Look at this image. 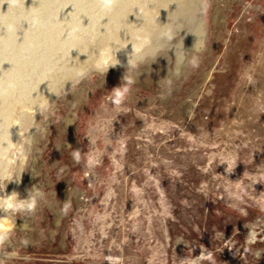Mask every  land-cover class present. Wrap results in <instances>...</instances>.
<instances>
[{
  "label": "rangeland",
  "instance_id": "374dc122",
  "mask_svg": "<svg viewBox=\"0 0 264 264\" xmlns=\"http://www.w3.org/2000/svg\"><path fill=\"white\" fill-rule=\"evenodd\" d=\"M185 3L132 54L90 45L16 144L1 184L36 202L0 264H264V0Z\"/></svg>",
  "mask_w": 264,
  "mask_h": 264
},
{
  "label": "water",
  "instance_id": "95a60500",
  "mask_svg": "<svg viewBox=\"0 0 264 264\" xmlns=\"http://www.w3.org/2000/svg\"><path fill=\"white\" fill-rule=\"evenodd\" d=\"M124 0H5L0 4V133L14 147Z\"/></svg>",
  "mask_w": 264,
  "mask_h": 264
},
{
  "label": "bare ground",
  "instance_id": "6f19581e",
  "mask_svg": "<svg viewBox=\"0 0 264 264\" xmlns=\"http://www.w3.org/2000/svg\"><path fill=\"white\" fill-rule=\"evenodd\" d=\"M35 1L31 0L28 3ZM173 2L181 6L188 3H185V0H124L91 44V53L93 51L97 64L100 65L113 52L117 53L121 50L129 55L145 46L148 36L153 30L154 22L161 18ZM201 33V26L199 25L194 33L197 38L191 41L190 47L197 48L201 44ZM121 57L123 58V56ZM85 58L84 54L63 85L84 72L87 68Z\"/></svg>",
  "mask_w": 264,
  "mask_h": 264
},
{
  "label": "clouds",
  "instance_id": "9594fccd",
  "mask_svg": "<svg viewBox=\"0 0 264 264\" xmlns=\"http://www.w3.org/2000/svg\"><path fill=\"white\" fill-rule=\"evenodd\" d=\"M3 2H5V0H0V4ZM165 35L169 39L173 38L170 33H165ZM131 62L132 61H129V63ZM13 147L14 145L12 144L10 133L8 136H4L0 133V159H4ZM6 189V185L0 184V213L4 214L3 216H0V248L5 246L11 239V227L7 218V213L20 212L25 208L31 209L36 202L32 189L28 190L27 198L24 199L20 198V193L17 191L13 190L9 194ZM201 258L202 257H198L191 261L182 260L180 264H198V261Z\"/></svg>",
  "mask_w": 264,
  "mask_h": 264
}]
</instances>
